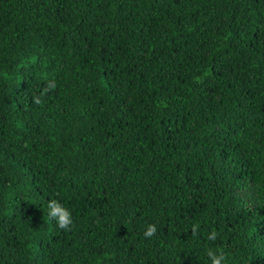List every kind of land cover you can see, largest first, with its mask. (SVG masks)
<instances>
[{"label": "trees", "instance_id": "1", "mask_svg": "<svg viewBox=\"0 0 264 264\" xmlns=\"http://www.w3.org/2000/svg\"><path fill=\"white\" fill-rule=\"evenodd\" d=\"M209 250L264 264V0H0V264Z\"/></svg>", "mask_w": 264, "mask_h": 264}, {"label": "clouds", "instance_id": "2", "mask_svg": "<svg viewBox=\"0 0 264 264\" xmlns=\"http://www.w3.org/2000/svg\"><path fill=\"white\" fill-rule=\"evenodd\" d=\"M47 90V89H46ZM35 103L39 104L40 100L35 99ZM48 209H49V217L55 219L57 222V226L64 230H71V226L73 224L72 214L71 212L66 209L63 205H61L57 200H50L48 202ZM199 225H194L192 228L193 235L196 234ZM157 232L156 225H148L147 230L144 232V236L146 238L153 237ZM217 233L215 231L211 232L208 239L209 240H216ZM208 257L211 259L212 264H222V261L225 259L223 253H217L216 251L209 250L207 252Z\"/></svg>", "mask_w": 264, "mask_h": 264}]
</instances>
